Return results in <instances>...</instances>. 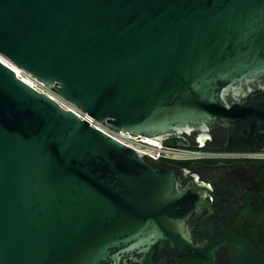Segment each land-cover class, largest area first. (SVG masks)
<instances>
[{
    "label": "water",
    "instance_id": "1",
    "mask_svg": "<svg viewBox=\"0 0 264 264\" xmlns=\"http://www.w3.org/2000/svg\"><path fill=\"white\" fill-rule=\"evenodd\" d=\"M0 54L88 113L0 60V264H264L234 226L258 164L183 168L90 125L264 152V0H0Z\"/></svg>",
    "mask_w": 264,
    "mask_h": 264
},
{
    "label": "built area",
    "instance_id": "2",
    "mask_svg": "<svg viewBox=\"0 0 264 264\" xmlns=\"http://www.w3.org/2000/svg\"><path fill=\"white\" fill-rule=\"evenodd\" d=\"M2 58L3 59L0 58V60L4 62L6 65H8L10 68H12L20 80L28 84L30 87H32L36 91L40 93H44L50 98H52L63 109L73 112L82 120L86 119V117L88 116V113H86L85 111H83L82 109H80L79 107H77L76 105L68 101L67 99L63 98L61 95L56 93L52 88H49L42 81L38 80L37 78L27 73L26 71L20 69V72L18 73L12 67L11 65L12 62L10 60L6 59L3 56ZM90 125L106 133L108 136L116 139L117 141L123 143L124 145L149 155L155 160L190 161V160H196V159H211V158L219 159L223 157V156L219 157L220 155H212V154L206 155L199 151H192V150L178 148V147L166 146L164 142H161V141H158L152 138L144 137L141 135H137L131 132L115 131L109 126H107L105 123L97 120L96 118H94L91 121ZM242 155L243 157H246V158L254 157V158L261 159L263 156V153H250V152L243 153L242 152Z\"/></svg>",
    "mask_w": 264,
    "mask_h": 264
},
{
    "label": "flooded vegetation",
    "instance_id": "3",
    "mask_svg": "<svg viewBox=\"0 0 264 264\" xmlns=\"http://www.w3.org/2000/svg\"><path fill=\"white\" fill-rule=\"evenodd\" d=\"M177 140L170 141V144L176 145ZM166 144V143H165ZM192 151H199L204 154L220 155L219 159H196L188 161L190 165L193 163H236V162H247L255 163L259 165L258 172L255 180L258 187L248 190L242 197L244 202L239 214L236 216L234 223H241L242 226L237 227L240 231L250 234L254 240L264 247V152L261 159L254 157H243L241 152H222L205 149H190L183 148ZM203 241V238L202 240ZM176 264H199V260L194 256H184L177 260Z\"/></svg>",
    "mask_w": 264,
    "mask_h": 264
},
{
    "label": "trees",
    "instance_id": "4",
    "mask_svg": "<svg viewBox=\"0 0 264 264\" xmlns=\"http://www.w3.org/2000/svg\"><path fill=\"white\" fill-rule=\"evenodd\" d=\"M169 162L177 164V165H179V166H181L183 168H186V167L190 166V163L188 161H169ZM234 226L240 227V226H242V224L241 223H239V224L238 223H234ZM195 234H196L197 239L199 241H201L202 237L200 236L199 232L196 231Z\"/></svg>",
    "mask_w": 264,
    "mask_h": 264
},
{
    "label": "bare ground",
    "instance_id": "5",
    "mask_svg": "<svg viewBox=\"0 0 264 264\" xmlns=\"http://www.w3.org/2000/svg\"><path fill=\"white\" fill-rule=\"evenodd\" d=\"M0 58L3 59L1 55H0ZM10 63H11V62H10ZM11 65H12V67H13L18 73L20 72V69H21V68L17 67L16 65H14V64H12V63H11Z\"/></svg>",
    "mask_w": 264,
    "mask_h": 264
}]
</instances>
